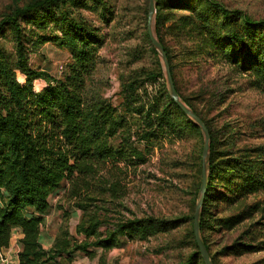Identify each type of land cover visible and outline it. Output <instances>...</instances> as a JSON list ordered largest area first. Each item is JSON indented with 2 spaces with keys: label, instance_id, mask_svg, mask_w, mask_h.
Masks as SVG:
<instances>
[{
  "label": "trees",
  "instance_id": "16d2710c",
  "mask_svg": "<svg viewBox=\"0 0 264 264\" xmlns=\"http://www.w3.org/2000/svg\"><path fill=\"white\" fill-rule=\"evenodd\" d=\"M94 1L105 16L106 2ZM154 4L153 34L178 98L200 118L209 135L198 236L213 264H218L217 256L264 252V200H256L264 194V143L239 145L241 131L230 125L213 128L193 98L182 94L174 72L177 58L195 64L219 57L247 75L250 88L264 94V18H251L216 0H154ZM86 8V0H12L0 9V39L10 35L13 45L9 52L0 43V250L20 232L19 264H53L75 252L91 258L92 250H112L120 238L142 241L188 226L184 237L193 250L177 264H205L194 235L203 147L190 214L173 219L119 214L115 222H106L111 210L125 209L127 188L121 177L135 173L145 162L148 153L138 144L153 150L157 129L180 136L195 134L200 141L204 136L167 91L142 99L138 91L143 82L154 84L163 77L159 69L144 71L140 83L135 73L136 79L123 84L125 114L90 85L101 40L99 30L78 12ZM53 24L59 27L60 38L43 35L34 41V31L26 33L28 25L45 30ZM145 35L150 43L148 31ZM48 42L70 55L58 78L29 64L32 49ZM171 42L182 43L180 51ZM211 89L208 103L214 110L223 104L225 89ZM63 182L62 198L81 213L75 234L82 239L61 228L45 249L40 230L51 211L50 197L59 193ZM249 198L254 201L247 203ZM216 202L225 208L219 210ZM245 223L248 228L231 244L211 252L213 234Z\"/></svg>",
  "mask_w": 264,
  "mask_h": 264
},
{
  "label": "rangeland",
  "instance_id": "374dc122",
  "mask_svg": "<svg viewBox=\"0 0 264 264\" xmlns=\"http://www.w3.org/2000/svg\"><path fill=\"white\" fill-rule=\"evenodd\" d=\"M104 1L107 4L105 16L94 0H86L87 8L78 10L83 18L99 30L101 40V47L97 53V69L90 85L125 114L123 84L137 77H139L137 82L140 83L144 71L159 69L163 74V77L158 78L154 84L143 82L144 85L138 93L140 92L144 101H147L146 98L159 96L164 91L170 94V88L163 58L158 48L149 39L150 44L145 35L150 27L155 38L154 12L151 18H148L149 0ZM216 1L227 8L241 10L251 18H264V0ZM11 2L12 0H0V9ZM31 30L34 31L32 36L34 41L37 36L43 35L61 37L59 27L54 24L45 30L28 25L26 33ZM0 43L6 50L12 52L10 35L1 38ZM171 44L174 45L176 52L180 51L182 43ZM69 62L68 51L54 42L34 47L29 54V64L33 69L44 71L54 78L62 74ZM197 62L188 64L179 58L174 60V72L182 94L193 98L198 110L210 120L213 128L230 125L237 132L241 131L239 145L263 144L264 94L250 88L247 75L239 74L219 57ZM135 73L139 75L136 77ZM212 86H218L219 90L225 89L223 104L214 110V106L208 103L210 99L208 93ZM154 138L153 150L143 149L144 145L138 144V148L148 154L145 162L135 169V173L129 172L126 177H121L122 184L127 188L122 201L125 209L111 210L106 221L108 224L115 222L119 214L126 218L136 216L173 219L192 212L194 187L199 179L200 148L204 145V137L200 141L195 134L182 133L180 136L178 133L161 132L157 129ZM64 185L66 186L65 182L61 184L59 193L50 197L51 211L42 225L41 234L46 238L51 237L52 241L56 234L60 233L61 228L68 230L74 238L82 239L75 234V227L81 221V213L62 198ZM256 200H264V194L259 195ZM253 201L254 198H249L247 203ZM214 205L219 207V210L225 208L218 202ZM222 215H227V212ZM186 228L188 226L142 241L120 238L119 245L112 250L102 252L99 249H91L93 251L91 258L81 252H75L69 258L62 259L65 261L64 264H177L193 250V246L184 237ZM247 228L248 223H245L228 233L213 234L211 252H218L223 246L231 244ZM52 241L48 243L51 244ZM43 246L45 249L49 247L47 243ZM216 262L264 264V252L217 256Z\"/></svg>",
  "mask_w": 264,
  "mask_h": 264
},
{
  "label": "water",
  "instance_id": "95a60500",
  "mask_svg": "<svg viewBox=\"0 0 264 264\" xmlns=\"http://www.w3.org/2000/svg\"><path fill=\"white\" fill-rule=\"evenodd\" d=\"M154 6H155L154 0H149L148 18H151L152 14L154 12ZM148 35H149L150 41L152 42V44L154 46H156L158 48V50H159V52L163 58V61L165 64V69H166V77H167V81H168L169 88H170L171 98L173 99L174 102L177 103V105L181 108V110L186 115H188L190 118H192L195 121V124H197V126L202 130V133L204 135V145H203V149H202V177H201V184H200V200L196 206L195 214H194V235H195V241H196V244L198 246L199 252H200L205 264H213L210 260L208 252L206 251L205 247L203 246V244H202V242L198 236V231H197V219H198L199 208H200V205L202 203V200L204 198V193H205V183H206V164L205 163H206L208 150H209L208 131H207L206 127L204 126L203 122L200 120V118H198L194 113H192L179 100L178 95H177L176 90H175L174 85H173V81L171 78V74H170V71L168 68V63L166 61L164 52H163L161 46L156 41V39L153 37L150 27H148Z\"/></svg>",
  "mask_w": 264,
  "mask_h": 264
},
{
  "label": "crops",
  "instance_id": "0c3cea01",
  "mask_svg": "<svg viewBox=\"0 0 264 264\" xmlns=\"http://www.w3.org/2000/svg\"><path fill=\"white\" fill-rule=\"evenodd\" d=\"M42 232V227H41V230H40V236H39V240H40V243L42 245H44L45 243L48 244V248L51 247L53 241H52V238L51 237H48L47 238L41 234ZM21 238V234L20 232H15L12 239H11V242L9 244V247L5 248V249H2L0 250V256H4L5 257V261L6 263L4 262H1L0 261V264H19V261H18V253L21 251L22 247H21V244L19 243V239ZM47 239V241H46ZM52 241L51 244H49L48 242ZM47 248V249H48ZM64 260L62 258H57L53 264H64Z\"/></svg>",
  "mask_w": 264,
  "mask_h": 264
},
{
  "label": "built area",
  "instance_id": "2783aa9c",
  "mask_svg": "<svg viewBox=\"0 0 264 264\" xmlns=\"http://www.w3.org/2000/svg\"><path fill=\"white\" fill-rule=\"evenodd\" d=\"M0 261L1 262H4L5 261V257L4 256H0ZM7 262V261H6ZM6 262H4V263H6Z\"/></svg>",
  "mask_w": 264,
  "mask_h": 264
}]
</instances>
